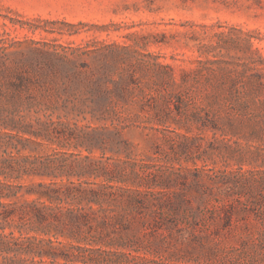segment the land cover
<instances>
[{"label":"rangeland","instance_id":"374dc122","mask_svg":"<svg viewBox=\"0 0 264 264\" xmlns=\"http://www.w3.org/2000/svg\"><path fill=\"white\" fill-rule=\"evenodd\" d=\"M36 47L111 52L119 56L117 72L135 68L146 93H180L189 100L181 116L157 120L151 113L147 124H123L128 150L115 137L91 142L92 132L113 130L109 122L77 111L62 117L73 141L59 150L73 154V175L85 158L129 164L128 155L136 170L147 164L160 175H179L171 191L185 199L176 215L182 238L173 230L177 240L142 255H162L168 264H264V0H0V48L27 53ZM157 63L173 68L176 83ZM161 77L165 92L158 87ZM233 80L246 102L242 116L229 107ZM43 143L27 145L22 154L57 148ZM18 197L34 198L24 189ZM193 230L209 235L204 248L188 234Z\"/></svg>","mask_w":264,"mask_h":264},{"label":"trees","instance_id":"16d2710c","mask_svg":"<svg viewBox=\"0 0 264 264\" xmlns=\"http://www.w3.org/2000/svg\"><path fill=\"white\" fill-rule=\"evenodd\" d=\"M118 60L88 47H36L27 53L0 48V264H168L162 255L142 254L157 252L169 238H182L176 215L185 199L171 191L179 175H160L147 164L136 170L129 155V164L85 158V167L73 175V154L59 150L73 141V130L62 121L73 111L112 126L89 134L91 142L115 137L125 150L123 124L187 112L182 107L188 108L189 100L182 94L146 93L138 87L135 68L117 72ZM156 66L176 83L172 67ZM164 81L161 77L158 87L165 92ZM229 86V107L242 116L247 108L238 82ZM44 141L57 148L45 155L22 154L27 145ZM85 176L90 180L80 181ZM23 179L29 184H20ZM22 189L34 198H19ZM188 234L201 248L210 239L195 230ZM147 235L154 241L145 243Z\"/></svg>","mask_w":264,"mask_h":264}]
</instances>
